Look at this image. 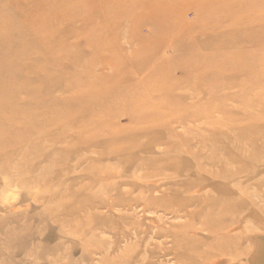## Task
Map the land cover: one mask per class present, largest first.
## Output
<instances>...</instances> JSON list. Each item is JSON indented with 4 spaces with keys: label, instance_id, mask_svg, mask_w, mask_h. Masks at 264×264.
<instances>
[{
    "label": "rangeland",
    "instance_id": "rangeland-1",
    "mask_svg": "<svg viewBox=\"0 0 264 264\" xmlns=\"http://www.w3.org/2000/svg\"><path fill=\"white\" fill-rule=\"evenodd\" d=\"M207 194L264 260V0H0V264H189Z\"/></svg>",
    "mask_w": 264,
    "mask_h": 264
},
{
    "label": "bare ground",
    "instance_id": "bare-ground-1",
    "mask_svg": "<svg viewBox=\"0 0 264 264\" xmlns=\"http://www.w3.org/2000/svg\"><path fill=\"white\" fill-rule=\"evenodd\" d=\"M114 128V134L120 137L123 130L116 127ZM116 145V147L107 150L106 154L120 155L121 152L130 149L131 144L117 143ZM212 159L211 161H215L216 158L213 157ZM197 167L202 168L199 163H197ZM146 168L147 166H140V170ZM179 171L181 170L179 169ZM174 174H179V172H175ZM164 175V178L167 179L174 177L173 175H169V173H164ZM151 178L152 177H149L150 181H152ZM151 183L148 184V189H153L150 185ZM169 202L168 206H173L172 204L169 205ZM193 202L194 199L191 198L188 199L186 203H176V205L172 207L171 213L177 216L187 217V219L169 231L172 236V245L171 247L165 248L167 254H175L173 256L174 258L186 257L189 260V264H264V260L259 258L262 254L258 253L256 258L250 255L252 252L250 238L253 237H248L249 240L247 239V243L249 244V250L244 252L239 251L242 244H240L241 241H239V239L235 238V233H233L237 229L243 227L242 222L245 217H248V214L239 211L236 212V208L232 205H226L223 201H219V197L213 198L208 194L204 199L199 201V210L191 209L192 211H190L188 206ZM159 206V204L154 206L146 204L145 209L151 208L160 210ZM200 212L203 214H200ZM249 214L253 215V212L250 211ZM253 229L256 228L252 226L249 231H255ZM159 233L161 234V231ZM258 238L260 242L262 239L260 240V236H258ZM133 248L137 249L136 246L132 247V250ZM143 250L140 258L141 262L139 264H154V261L152 259L148 260L147 256L150 255L153 257L156 255V252H150L148 249L144 250V252ZM128 256H130V254L126 257ZM132 256L135 255L132 254ZM138 260L137 257L135 259L130 258V261L138 262Z\"/></svg>",
    "mask_w": 264,
    "mask_h": 264
}]
</instances>
